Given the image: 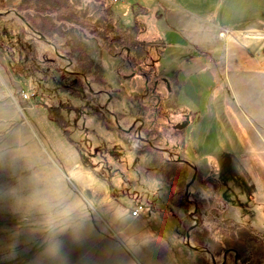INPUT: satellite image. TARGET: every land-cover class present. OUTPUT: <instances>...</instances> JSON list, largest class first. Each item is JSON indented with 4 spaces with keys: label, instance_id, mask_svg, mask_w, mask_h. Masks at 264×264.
<instances>
[{
    "label": "rangeland",
    "instance_id": "obj_1",
    "mask_svg": "<svg viewBox=\"0 0 264 264\" xmlns=\"http://www.w3.org/2000/svg\"><path fill=\"white\" fill-rule=\"evenodd\" d=\"M15 2L16 0H0V20L13 19L18 24L23 25L27 31V36H34L42 53L47 57L54 58L56 65L68 72L66 75L60 73H56L55 75L49 74L51 79L57 80L59 85H65L80 77L84 82V87L79 90L81 97H74L67 92L52 90L47 82H44L39 77L27 80L25 83L22 82L10 69L12 54L14 55V59L21 60L16 46L8 43L11 39L9 35L4 37L5 42L0 41V264H93V262H98V250L91 236L92 231L99 233L101 231L106 232V230L97 229L96 227H91L90 230L89 226L86 227L85 221L89 220V217L85 213L84 217H78V226L81 228L71 226L74 220H71V216H74L75 213L64 211L71 201H67L66 196L59 195L61 189L65 191L63 184L52 178V173L48 169L43 170L44 167L36 163V158L28 157V154L27 157L21 156L18 146L20 145L22 134L26 132V130L21 128V124L26 122L24 107L27 103L21 99L20 91H33L32 93H34L37 99H41L50 106L61 108L64 117L75 127L72 134L73 137L84 147L81 158L83 160L84 157L87 158V162L91 163L93 168L102 173L114 172L111 177L112 182L116 190H123L124 194H128L127 196H121V201L122 204L130 207L128 211L131 214L130 210L133 206H136L134 205L135 202H141L145 210V196L147 192L151 195V189L159 188L156 181L158 170L146 156H138L131 152L124 141L125 139L131 147H140L148 144L147 135L141 131L142 122L128 114L132 109L129 106L132 102L128 96L129 91L138 87L141 84V80L137 76L130 80L127 79L125 82L120 81L113 70L115 60L100 49L101 41L99 39L92 38L88 44L89 54L96 61L102 63L105 70L104 80L109 83L106 88L99 87L92 82L90 77H85L76 72L75 63L70 61L64 54L65 49H58L47 39L39 38L36 33H32L28 29V26L22 22L13 7ZM134 2L136 0H119L114 4L115 11L125 23L129 24L133 21L130 5ZM144 21L146 25L151 26L154 22V12H147L144 15ZM1 31L8 33L0 21ZM169 55L171 58H175L177 52L170 51L165 56L168 57ZM162 65L168 68L172 64L169 61L163 60ZM194 68L192 69L194 70ZM179 78L180 80L182 78L184 80L183 76ZM207 88V83L196 86L194 94L201 97L196 100L198 105L204 102L203 97L208 92ZM160 89H163L162 86ZM87 91L91 92L92 101L83 97ZM35 99L33 100L35 101ZM80 106H85L86 109ZM98 108L104 110L103 112L108 117L107 119L111 120V127L119 126L118 128L123 130L122 137L119 136L116 130H108L109 128L107 129L101 125L95 115L89 111ZM119 111L126 114L120 120L116 117V113ZM182 117L185 116L182 114L170 115L168 120L165 121L167 125V128H165V140L168 143L164 142V145L157 146L163 159L171 161L178 159L177 154L170 153L169 149L165 150L164 148L167 147L165 143L171 148L172 144L181 142L182 139L184 140L185 129H178L176 127L183 122L181 121ZM49 123L59 133L56 126L51 121ZM197 126H195L191 133L194 137H191L193 139H198L202 136L200 129L204 128V130H207L206 121L201 122ZM207 136V141L203 146L201 145V162L198 165L186 162L187 177L183 189L190 203L188 214L191 216L193 223L197 221V217H200L205 228L211 230L219 225L224 217H228L233 221H235L234 218H238L240 223L245 221L242 219L244 216H240V213L236 212L235 208L226 205L223 197H227L229 201L231 200L230 203L232 205L235 202H243L242 200L245 195L241 191L245 186H250L249 188H251L253 182L247 173H245V170L237 163H234V161L231 164L220 163L219 158L223 157L224 160L226 157L224 152L227 151H225L224 145H227V143L223 144L222 142L219 146V143L215 142V140H218L215 139L217 136L216 131H210ZM224 139L226 140V138ZM191 151L188 150V155L192 157ZM191 157L188 159L189 161L194 160ZM249 166L251 169H255V173L259 172L261 176L262 172L264 175V165ZM196 167L203 174L211 175L220 180V189L216 190L210 183L200 182L196 179ZM215 172L217 173L215 174ZM146 173L149 175V181H144L142 177ZM66 182L73 187L70 180L67 179ZM145 183H148L146 188L144 187ZM161 187H165L163 188L165 191L170 188L165 185ZM173 189L175 190L176 187H173ZM158 190L161 194V188ZM143 192H145L144 197L140 201L139 198ZM240 194L242 197L239 196ZM196 198L214 200L215 203L214 205L205 206L200 215H196V209L194 210V200ZM233 207H236V205H233ZM172 210L170 219L165 220L173 227H176V218L182 215V210L174 207ZM90 214V217L97 216L93 212ZM257 216L263 222L258 219L255 227L259 226L260 222L261 224L264 223V215L261 216L257 213ZM95 218L98 221L102 217L97 216ZM105 218L107 219V217ZM160 219L153 218L152 220ZM80 220L85 221L80 222ZM253 229L256 230V228ZM80 232L86 234L82 236L75 235ZM186 232L183 237H179L178 243L180 246H178L181 249L180 252L184 253V257L190 260L193 259L192 261L187 260L189 264H197L195 262L197 252L203 254L207 264H249L250 253L237 258L236 252L230 249L215 257L213 261L210 253L206 252V248L196 249V251L191 250L187 245L186 238L190 231ZM256 233L264 238V230L260 233L256 230ZM151 240L149 235L143 230L141 238L143 257L151 256L149 251L154 247ZM190 243L192 244V242ZM101 251H103L104 260L107 257L106 253L113 251L108 240L103 243ZM71 254L75 255L71 256ZM95 255L96 260H94ZM260 264H264V260Z\"/></svg>",
    "mask_w": 264,
    "mask_h": 264
},
{
    "label": "crops",
    "instance_id": "obj_2",
    "mask_svg": "<svg viewBox=\"0 0 264 264\" xmlns=\"http://www.w3.org/2000/svg\"><path fill=\"white\" fill-rule=\"evenodd\" d=\"M141 1L148 11L154 12V22L151 26L146 25L144 36L147 40L158 38L163 43L161 66L163 60L172 64L168 68L163 66L165 72L171 74L178 70L179 77H184L178 93L179 102L189 110L183 120L188 121L184 128L183 159L198 165L208 133L216 131L215 139L218 140L215 142L219 146L222 142L227 143L224 145L226 157L224 160L219 158L220 163L231 164L234 161L253 182V187L242 189L245 194L243 200L256 195V199L264 203V175L261 172L260 176L249 166L264 165V69L261 67L264 62V0ZM170 51L177 52V56L166 57ZM205 83L208 84V92L203 97L204 102L198 105L196 100L201 97L196 96L194 91L196 86ZM35 98H21L27 105L24 107L26 122L21 124L26 132L21 136L19 152L22 157L28 154V157L36 158V163L44 167L43 170L48 169L52 178L63 184L65 191L61 189L59 195L71 201L64 211L75 213L71 216V220L74 219L71 226L80 227L78 217L86 214L89 220H80L85 221L86 227L106 230L99 233L92 231L91 236L98 250V262L93 264H189L187 260L190 259L180 252V238L175 227L167 220L129 214L130 207L111 197L104 174L95 173L97 170L92 165H85L87 161L83 164L81 151L71 145L57 127L61 135L49 125L51 120L46 109L35 104ZM203 121H206L207 130L200 129L202 136L193 139L192 131ZM188 150H192V157L188 155ZM190 157L194 160L189 161ZM197 171L200 169L197 168L195 173ZM67 179L73 187L66 182ZM239 196L242 197L241 194ZM230 202L225 201L242 216V209L233 207ZM91 212L107 219L96 221L97 216L90 217ZM243 216L245 221L241 223H249L258 233L264 230V223L260 222L255 227L258 219L262 221L260 217L256 215L252 219L249 215ZM234 220L239 221L238 218ZM143 230L154 246L149 251V257L142 256ZM107 240L113 251L106 253L104 260L101 247L103 249Z\"/></svg>",
    "mask_w": 264,
    "mask_h": 264
},
{
    "label": "trees",
    "instance_id": "obj_3",
    "mask_svg": "<svg viewBox=\"0 0 264 264\" xmlns=\"http://www.w3.org/2000/svg\"><path fill=\"white\" fill-rule=\"evenodd\" d=\"M117 2L112 0H16L13 7L32 33L42 35L58 49H65L64 54L75 63L76 72L85 77H90L92 82L99 87L106 88L109 83L104 80L105 70L102 63L96 61L89 54L87 40L92 38L99 39L101 41L100 49L115 60L113 70L120 81L125 82L127 79L130 80L137 76L140 78L141 84L129 91L128 96L132 100L129 106L132 109L128 114L142 122L141 131L147 135L148 144L131 147L125 139L124 141L131 152L138 156H146L158 170L156 181L162 190L161 194L159 188L151 189V195L147 192L145 210L141 202L134 203V205L141 207L140 214L146 218L153 219L156 217L165 220L170 219L173 207L180 209L182 215L176 218L175 227L178 237H183L186 231H190L188 236L192 244L198 249L206 248L214 257L232 249L236 252L237 258L250 253L248 263L260 264L264 260V238L258 235L249 223L235 222L224 217L219 225L208 230L202 224L200 217H197V222L192 227L193 221L188 214L190 203L183 189L187 177L186 164L179 160L163 159L160 155V149L157 147L164 145L165 128H167L165 121L168 120L169 116L188 113L187 107L178 100V93L182 87L179 71L175 70L171 74H167L160 63L164 52L163 43L158 38L147 40L144 36L147 27L144 15L149 12L148 7L141 0L132 3L130 12L133 21L128 24L114 9V4ZM0 21L3 28L8 32H0V41L5 42L4 37L9 35L11 39L8 43L16 46L21 57V60H16L12 54L10 60L12 73L24 83L39 77L47 82L52 90L81 97L79 90L84 87V82L80 77L73 82L59 85L57 80L49 77V74L66 75L68 72L59 68L54 58L47 57L42 53L34 36H27V31L23 25L18 24L13 19ZM132 72H135L134 76L124 77ZM146 80L147 83H145ZM155 81L158 83L164 81L170 88V92L162 97L158 104H156L157 98L150 97ZM83 97L92 101L90 91H87ZM34 103L46 109L48 119L56 125L63 137L83 154L84 147L72 135L75 127L64 117L61 108L50 106L39 99H35ZM81 108L86 109L85 106ZM89 111L95 115L101 125L109 128L108 130H116L122 137L123 130L110 126L111 120L107 119L104 110L98 108ZM124 116L126 114L116 113L118 120ZM183 144L182 139L179 147L172 151L181 158H185ZM85 161L88 160L84 157L83 164ZM88 164L91 165L89 162L85 165L89 166ZM95 173L101 175L102 172L97 170ZM102 174L109 184L112 198L121 200V196L128 195L126 193L125 195L123 190H116L111 178L114 172ZM142 177L144 181H149L147 173ZM196 179L200 182L210 183L216 190L221 184L217 178L205 175L201 171H197ZM144 185L146 188L148 183ZM163 185L170 188L165 191L163 189L165 187H161ZM173 187L176 189L171 191ZM144 193L140 195V201H142ZM241 193L244 194V191L242 190ZM224 195L226 196L225 192ZM223 200L228 201V198L223 197ZM194 201L196 215H200L205 206L215 203L214 200L205 198H196ZM242 201L233 204L242 209L243 215H249L252 219L256 218L257 213L261 216L264 215V203L259 202L256 195ZM189 248L196 251L195 248L190 246ZM195 261L197 264H207L201 252L196 253Z\"/></svg>",
    "mask_w": 264,
    "mask_h": 264
},
{
    "label": "flooded vegetation",
    "instance_id": "obj_4",
    "mask_svg": "<svg viewBox=\"0 0 264 264\" xmlns=\"http://www.w3.org/2000/svg\"><path fill=\"white\" fill-rule=\"evenodd\" d=\"M162 86V90L160 89V85ZM159 85V86H158ZM153 88V87H152ZM170 92V88H169V85L168 84H165L164 83V81H162V82H159L158 84H157V86H156V89L154 90V92H151L150 93V97L152 96V97H155V98H157V96L156 95H158L159 96V98H157L158 99V101H157V103L156 104H158V102H160L161 101V99H162V97H164L167 93H169ZM182 115H184V116H186V114L185 113H183ZM185 119V117H183L182 118V120L181 121H183ZM184 122V121H183ZM184 130V129H183ZM183 130H181V131H183ZM165 142H167V140H165ZM168 143V142H167ZM167 143H165L166 144V148H164L165 150H168V151H170V153H173L172 151H174L175 149H177L178 147H179V143L180 142H178V143H176V144H172L171 145V148H169V146L167 145Z\"/></svg>",
    "mask_w": 264,
    "mask_h": 264
},
{
    "label": "water",
    "instance_id": "obj_5",
    "mask_svg": "<svg viewBox=\"0 0 264 264\" xmlns=\"http://www.w3.org/2000/svg\"><path fill=\"white\" fill-rule=\"evenodd\" d=\"M39 37L42 38V39H44V37H43L42 35H39ZM134 74H135V72H132L131 74L126 75V76H124V77H132V76H134ZM164 79L167 80L166 78H164ZM145 83H147V80H146ZM156 86H157V81L154 82V84H153V88H152V91H154V90L156 89ZM156 96H157V98H159L158 95H156ZM187 124H188V121H187V122L185 121V122H182L181 124L177 125L176 127H177L178 129H183V128H185V127L187 126ZM118 127H119V126H118ZM176 160H179L180 162H184V163L187 162V161L183 160V159L180 158V157H178V159H176ZM196 170H197V168H195V171H196ZM193 179H195V177H193ZM195 209H196V206H194V210H195ZM193 212H194V211H193ZM196 222H197V221H195V222L192 224V227H193V225L196 224ZM186 238H187V245H188V246H190V247H192V248H195V249H198L197 247H195L194 245H192V244L190 243V238H189L188 235L186 236ZM206 252L209 253L208 250H206ZM210 257H211V259H212L213 261L215 260V257L212 256L211 254H210Z\"/></svg>",
    "mask_w": 264,
    "mask_h": 264
},
{
    "label": "built area",
    "instance_id": "obj_6",
    "mask_svg": "<svg viewBox=\"0 0 264 264\" xmlns=\"http://www.w3.org/2000/svg\"><path fill=\"white\" fill-rule=\"evenodd\" d=\"M113 1L117 2L119 0H113ZM261 67L264 69V62L262 63ZM33 96H34V93L32 92L25 91V90L20 91V97L22 99H31ZM140 209L141 207L139 205L134 206L133 209L131 210V215L138 216L140 214Z\"/></svg>",
    "mask_w": 264,
    "mask_h": 264
},
{
    "label": "bare ground",
    "instance_id": "obj_7",
    "mask_svg": "<svg viewBox=\"0 0 264 264\" xmlns=\"http://www.w3.org/2000/svg\"><path fill=\"white\" fill-rule=\"evenodd\" d=\"M37 34V33H36ZM38 36L40 35V34H37ZM40 38V37H39ZM42 39V38H41ZM45 39V38H44Z\"/></svg>",
    "mask_w": 264,
    "mask_h": 264
}]
</instances>
